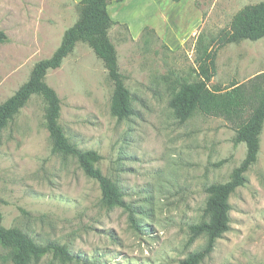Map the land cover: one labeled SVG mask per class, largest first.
I'll use <instances>...</instances> for the list:
<instances>
[{
    "label": "rangeland",
    "instance_id": "obj_1",
    "mask_svg": "<svg viewBox=\"0 0 264 264\" xmlns=\"http://www.w3.org/2000/svg\"><path fill=\"white\" fill-rule=\"evenodd\" d=\"M75 0H0V104L48 59L79 17ZM264 0H111L109 38L134 114L111 113L113 84L91 49L77 43L45 82L61 102L59 125L70 143L100 156L96 167L129 208L107 209L98 184L73 157L52 152L44 100L33 95L0 132L2 226L38 244L63 245L79 259L46 254L30 264H180L206 244H188L190 227L208 221L212 184L229 181L246 155L222 118L195 112L178 122L173 86L197 79L203 47L228 30L233 16ZM109 12V11H108ZM209 86L227 88L264 72V38L218 51ZM229 198V230L200 264H264V124L256 163ZM130 211L137 228L129 223ZM0 264H11L0 246Z\"/></svg>",
    "mask_w": 264,
    "mask_h": 264
},
{
    "label": "trees",
    "instance_id": "obj_2",
    "mask_svg": "<svg viewBox=\"0 0 264 264\" xmlns=\"http://www.w3.org/2000/svg\"><path fill=\"white\" fill-rule=\"evenodd\" d=\"M111 0H81L77 7L79 17L68 28L60 45L48 59L41 60L33 67L29 79L5 102L0 104V132L13 120L15 115L27 104L33 95L40 96L46 104V129L52 143V152L73 157L83 174L95 181L101 191L103 205L107 209L116 207L129 211L122 200L119 188L96 167L101 156L93 150H80L70 143L59 125L61 102L46 82L49 70L61 67L64 59L70 55L77 43L86 44L107 71L113 84L111 113L119 121L133 114L132 96L124 84L119 72L117 53L109 38V30L115 24L111 19L108 6ZM121 2L122 0H117ZM179 3L182 0H171ZM264 38V1L247 5L232 18L229 29L221 31L212 41L211 47H203L196 59V77L173 86L169 107L174 118L186 122L195 112L204 116L222 118L235 131L234 143L244 144L246 155L236 167L229 181L212 184L206 188L208 194L204 212L208 221L190 227L188 244L205 235L203 249L190 253L180 264H200L213 252L215 242L229 230L231 210L230 196L246 184V173L253 166L260 151V135L264 124V72L242 84H233L227 88L209 86L215 76V60L218 51L229 44L243 40L258 41ZM7 35L0 30V44L6 43ZM129 223L137 228L130 211ZM138 229V228H137ZM0 246L9 249L11 264H30L46 254L62 262L79 259L63 245L49 242L38 244L32 238L16 228L2 226L0 212Z\"/></svg>",
    "mask_w": 264,
    "mask_h": 264
},
{
    "label": "crops",
    "instance_id": "obj_3",
    "mask_svg": "<svg viewBox=\"0 0 264 264\" xmlns=\"http://www.w3.org/2000/svg\"><path fill=\"white\" fill-rule=\"evenodd\" d=\"M78 1H79V0H75L74 2L76 3V2H78ZM123 1H124V0H122L121 3H123ZM109 8H111V5L108 6V11H109V13H110ZM115 14H116V13L114 12L113 14H109V15L112 17V16L115 15Z\"/></svg>",
    "mask_w": 264,
    "mask_h": 264
}]
</instances>
